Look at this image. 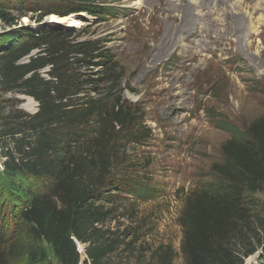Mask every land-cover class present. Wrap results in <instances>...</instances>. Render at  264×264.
I'll use <instances>...</instances> for the list:
<instances>
[{"label":"trees","instance_id":"16d2710c","mask_svg":"<svg viewBox=\"0 0 264 264\" xmlns=\"http://www.w3.org/2000/svg\"><path fill=\"white\" fill-rule=\"evenodd\" d=\"M24 5L0 1V21L14 25L12 13L25 14ZM108 10L96 0L39 4V29L22 25L0 34V153L7 158L0 171V197L7 194L0 211V264H45V244L58 264H80L78 242L86 246L84 264H119L112 256L131 248L125 234L104 225L150 197L144 184L127 175L126 157L127 146L141 144L147 128L120 91L112 93L114 86L92 97V84L106 78L115 84L122 76L101 40L67 41L76 27L43 22L52 14L98 16ZM98 66L105 79L92 77ZM46 67L50 79L41 75ZM14 90L39 102L38 112L3 115L1 97ZM223 128L231 136L213 167L219 185L191 192L179 218L185 263L244 264L260 251L256 264H264V224L252 198L264 190V115L242 129ZM14 206L17 213L9 211ZM175 257L164 244L152 253L155 264H173Z\"/></svg>","mask_w":264,"mask_h":264},{"label":"rangeland","instance_id":"374dc122","mask_svg":"<svg viewBox=\"0 0 264 264\" xmlns=\"http://www.w3.org/2000/svg\"><path fill=\"white\" fill-rule=\"evenodd\" d=\"M0 1L16 4V0ZM23 1L25 14L12 13L17 21L15 28L8 25L10 30L38 24L40 12H35V7L39 4L54 7L64 2ZM96 3L108 7V14L70 15L82 24L67 41L101 40L122 76L113 84L110 78L102 77L105 71L101 66L92 67L93 74L99 73L92 77L105 79L91 85L90 91L97 89L91 92L92 97L114 86L112 93L120 91L147 128L141 144L127 146L126 157L131 162L127 175L144 184L150 197L135 200L127 212L105 223L104 229L125 234L124 239L132 242L129 252L123 247L112 257L119 264H155L152 253L164 244L175 252L173 264H186L179 225L186 197L219 185L213 167L222 161V147L231 136L224 130L225 124L242 129L264 115V0ZM50 16L55 15L44 17L43 22ZM2 24L0 34L10 31L1 28ZM65 25L71 26L68 22ZM26 62L27 57L20 61ZM48 71L49 67L41 70L45 79H50ZM28 98L32 97L16 90L3 94L1 113L7 115L15 109L37 113L39 102L34 98L35 110L24 106ZM9 142L14 150V141ZM5 197L6 193L0 197V211ZM252 198L254 214L264 224V190ZM9 211L17 213L15 206ZM44 247L48 255L45 264H58L48 244ZM77 247L82 250L80 264H84L86 246L78 242ZM250 259L255 261L251 256L244 264Z\"/></svg>","mask_w":264,"mask_h":264},{"label":"bare ground","instance_id":"6f19581e","mask_svg":"<svg viewBox=\"0 0 264 264\" xmlns=\"http://www.w3.org/2000/svg\"><path fill=\"white\" fill-rule=\"evenodd\" d=\"M26 21H27V19H26ZM47 22H55V23H59V24H66L68 22L71 25L69 27H79V25L82 24V22L79 19L73 18L72 16H69V17L50 16L47 19ZM26 25H31L37 29H39L41 27V24L37 25V24L32 23V24H26ZM36 105H37L36 101H34L32 98H28V103L24 104L25 107H27L29 109H34V110L36 109ZM248 264H256V262L253 259H250Z\"/></svg>","mask_w":264,"mask_h":264},{"label":"built area","instance_id":"2783aa9c","mask_svg":"<svg viewBox=\"0 0 264 264\" xmlns=\"http://www.w3.org/2000/svg\"><path fill=\"white\" fill-rule=\"evenodd\" d=\"M0 23H1V21H0ZM14 26V28L16 27L15 25H13ZM1 28H4V29H6V30H10L11 29V27L10 26H8V25H6V24H2V27ZM3 30V29H2ZM4 31V30H3ZM2 156H1V153H0V167H1V169H4V162H2ZM80 251H82L81 249H80ZM79 251V252H80ZM81 253V252H80Z\"/></svg>","mask_w":264,"mask_h":264},{"label":"water","instance_id":"95a60500","mask_svg":"<svg viewBox=\"0 0 264 264\" xmlns=\"http://www.w3.org/2000/svg\"><path fill=\"white\" fill-rule=\"evenodd\" d=\"M70 16V15H69ZM68 17V16H67ZM255 258V261L257 263L259 256H260V251H258L257 253H255L254 255H252ZM251 257V256H250Z\"/></svg>","mask_w":264,"mask_h":264}]
</instances>
